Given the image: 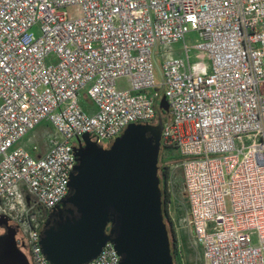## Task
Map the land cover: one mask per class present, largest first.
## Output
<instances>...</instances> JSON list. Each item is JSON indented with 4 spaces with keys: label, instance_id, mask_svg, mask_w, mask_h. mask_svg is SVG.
<instances>
[{
    "label": "built area",
    "instance_id": "2783aa9c",
    "mask_svg": "<svg viewBox=\"0 0 264 264\" xmlns=\"http://www.w3.org/2000/svg\"><path fill=\"white\" fill-rule=\"evenodd\" d=\"M159 87L160 148L179 155L160 169L170 183L181 167L193 264H264V0H0V217L30 264H52L40 234L82 135L108 147L156 123ZM42 121L45 150L18 145ZM119 262L107 241L83 264Z\"/></svg>",
    "mask_w": 264,
    "mask_h": 264
},
{
    "label": "water",
    "instance_id": "95a60500",
    "mask_svg": "<svg viewBox=\"0 0 264 264\" xmlns=\"http://www.w3.org/2000/svg\"><path fill=\"white\" fill-rule=\"evenodd\" d=\"M157 106L168 111L164 95ZM161 131L159 113L154 124H128L108 147L82 135L83 143L74 147L69 191L60 201L71 204L75 215L53 226L50 212L41 230L39 243L50 263H86L111 241L119 264H174L161 208ZM0 223L7 227L0 235V264H30L16 245L15 228L4 216Z\"/></svg>",
    "mask_w": 264,
    "mask_h": 264
},
{
    "label": "rangeland",
    "instance_id": "374dc122",
    "mask_svg": "<svg viewBox=\"0 0 264 264\" xmlns=\"http://www.w3.org/2000/svg\"><path fill=\"white\" fill-rule=\"evenodd\" d=\"M193 37V33H188L186 36L187 42H190L189 39ZM183 42L179 41L175 43L172 47L175 51V54L183 55L182 51ZM199 56H202L201 54ZM191 59H194V54H191ZM200 67V63H197L196 68ZM155 82L159 84L161 82V76L156 69L154 72ZM118 85L123 86V80L117 82ZM164 88H162L159 93L158 100L163 95ZM157 100V102H158ZM79 104L85 111L95 110V106L92 101L85 95V90H81L79 96ZM163 117H165L163 115ZM164 119V118H162ZM51 127L46 121H42L37 127L27 133L23 140L18 142V145L23 146L27 149L31 148L32 144H36L38 151H44L46 147L45 137L47 133L50 132ZM162 149L160 148V154ZM162 161L159 158V165L163 160L175 163L179 161V155L173 149L166 150L161 154ZM168 188L170 190V203L168 207L169 216L171 219V227L174 229V232L177 236V239L181 242V248L183 249V259L188 264H193L195 257L198 256L197 250H193L189 246V240L191 238V231L188 226H185L182 223L181 219L185 216L186 212V199L183 192V179H182V170L181 167L177 166L173 169L170 183L168 182ZM47 218V217H46ZM198 264H202L198 261Z\"/></svg>",
    "mask_w": 264,
    "mask_h": 264
},
{
    "label": "trees",
    "instance_id": "16d2710c",
    "mask_svg": "<svg viewBox=\"0 0 264 264\" xmlns=\"http://www.w3.org/2000/svg\"><path fill=\"white\" fill-rule=\"evenodd\" d=\"M162 88H160L158 91H160ZM156 111L158 112L157 115L160 113L162 118L163 115L165 116L166 112L162 111L161 109L158 108V106L156 105ZM158 175H159V184L161 187V208H162V215H163V220L166 223V227L168 230V235H169V241H170V248H171V254L173 257V262L175 264V247H176V242H177V236L174 232V229L170 226L171 225V219L169 216V212H168V207H169V203H170V190L168 188V181H167V177H168V170H161L160 169V165H159V157H158ZM47 217V216H46ZM109 227V225H108ZM107 227V230H108Z\"/></svg>",
    "mask_w": 264,
    "mask_h": 264
},
{
    "label": "flooded vegetation",
    "instance_id": "af4514ba",
    "mask_svg": "<svg viewBox=\"0 0 264 264\" xmlns=\"http://www.w3.org/2000/svg\"><path fill=\"white\" fill-rule=\"evenodd\" d=\"M158 112L156 111V114ZM70 209H73L72 205L69 203L64 204L63 206L61 203H58L55 208L51 209L48 213L52 212L51 215V223L53 226H57L59 223L65 221V219L72 217L75 215L70 213ZM7 225L11 226L10 223L7 221ZM6 224L0 223V235L6 232Z\"/></svg>",
    "mask_w": 264,
    "mask_h": 264
}]
</instances>
